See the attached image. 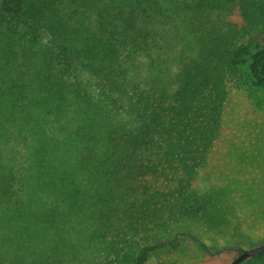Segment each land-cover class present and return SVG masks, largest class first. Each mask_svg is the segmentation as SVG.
<instances>
[{"label": "trees", "instance_id": "obj_1", "mask_svg": "<svg viewBox=\"0 0 264 264\" xmlns=\"http://www.w3.org/2000/svg\"><path fill=\"white\" fill-rule=\"evenodd\" d=\"M263 37L264 0H0V264H146L190 237Z\"/></svg>", "mask_w": 264, "mask_h": 264}, {"label": "rangeland", "instance_id": "obj_2", "mask_svg": "<svg viewBox=\"0 0 264 264\" xmlns=\"http://www.w3.org/2000/svg\"><path fill=\"white\" fill-rule=\"evenodd\" d=\"M193 193L192 210L173 230L190 237L183 238L176 249L154 252L146 264H230L239 249L264 243L262 89L230 88L221 136L208 165L197 176Z\"/></svg>", "mask_w": 264, "mask_h": 264}, {"label": "water", "instance_id": "obj_3", "mask_svg": "<svg viewBox=\"0 0 264 264\" xmlns=\"http://www.w3.org/2000/svg\"><path fill=\"white\" fill-rule=\"evenodd\" d=\"M261 252H264V243L261 244L258 247L251 248V249L243 251L230 264H241L244 261H246L247 259H250V258L254 257L255 255L261 253Z\"/></svg>", "mask_w": 264, "mask_h": 264}]
</instances>
